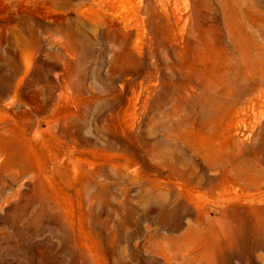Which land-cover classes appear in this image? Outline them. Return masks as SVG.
Instances as JSON below:
<instances>
[{
  "label": "rangeland",
  "instance_id": "1",
  "mask_svg": "<svg viewBox=\"0 0 264 264\" xmlns=\"http://www.w3.org/2000/svg\"><path fill=\"white\" fill-rule=\"evenodd\" d=\"M0 264H264V0H0Z\"/></svg>",
  "mask_w": 264,
  "mask_h": 264
}]
</instances>
